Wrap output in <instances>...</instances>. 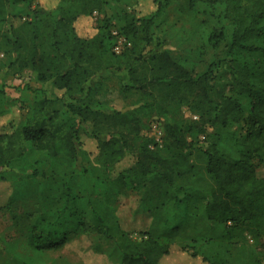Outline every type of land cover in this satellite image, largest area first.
Segmentation results:
<instances>
[{"label": "trees", "instance_id": "16d2710c", "mask_svg": "<svg viewBox=\"0 0 264 264\" xmlns=\"http://www.w3.org/2000/svg\"><path fill=\"white\" fill-rule=\"evenodd\" d=\"M34 1L30 19L9 24L10 6ZM172 1L191 21L199 16L212 21L206 43L217 52L205 70L193 72L166 49H146ZM136 2L139 8L124 15L117 33L133 47L116 52L108 19L90 37L77 31L78 22L101 10L104 0H0V52H12L9 66L30 68L40 81L65 90L64 113L48 105L42 88L37 92L43 97L28 111L21 108L19 119H6L14 100L0 85V168L20 169L35 154L36 163L51 161L52 169L47 175L36 167L28 178L42 174L64 184L53 206H39L25 220V237L36 255L16 257L23 264H47L45 251L94 232L115 244L121 264H185L169 261L175 249L193 264H264V177L256 173L264 163V0ZM103 70H126L127 88L145 90L151 99L127 111L96 107L95 86L87 83ZM183 105L198 118L185 120ZM154 114L166 118L161 147H151L154 139L141 134ZM87 121L94 135L83 142L80 131ZM201 133L207 145L193 158L189 136ZM129 151L137 160L117 177L77 186L80 172H92L85 165L91 158L106 172ZM1 179L7 180L4 172ZM135 185L145 187L142 200L154 214L140 240L118 223L114 210L113 191ZM18 188L7 204L25 196ZM201 220L207 223L204 232Z\"/></svg>", "mask_w": 264, "mask_h": 264}, {"label": "rangeland", "instance_id": "374dc122", "mask_svg": "<svg viewBox=\"0 0 264 264\" xmlns=\"http://www.w3.org/2000/svg\"><path fill=\"white\" fill-rule=\"evenodd\" d=\"M37 1L31 3L14 4L9 9V24L19 26L26 19H30L33 15ZM139 8L136 0H104L101 10H96L87 19L79 21L77 31L82 32L83 36H92L97 32L98 26L108 19L112 24V31L116 34L114 42V50L116 46L125 50L127 47H133V43L128 39L117 34L124 25V15ZM145 9H149L147 6ZM191 15L180 11L179 2L172 1L164 12V18L161 19L158 28L154 29L155 41L147 46V50L166 49L170 52L172 58L182 62L193 72L205 70L209 63L215 57L213 50L206 43V35L212 29V21L207 17L199 16L191 21ZM117 52V51H116ZM13 58L11 51L2 50L0 52V85L4 86L6 95L9 99H13V105L10 106V114L5 116L6 119L20 117L21 108L28 111L32 104L39 97L38 89H45V95L49 99L48 105L64 113L63 102L60 100L65 90L59 89L51 83H44L37 78V74L30 68L23 70L17 67H10L9 63ZM129 75L126 70L110 71L103 70L94 75L87 85L95 86V93L91 101L98 104L96 107L105 112H113L116 110L127 111L136 108L148 100L151 96L147 91L139 88L128 89ZM40 97H43L40 94ZM245 107H249L248 100H244ZM181 116L187 121H194L198 115L191 111L187 105L181 107ZM166 118L162 115L154 114L147 120L141 134L145 137L154 139L151 147L155 145L161 147L164 135V123ZM243 125H245L243 123ZM212 129L209 128V131ZM94 126L91 121L83 124L80 131V139L88 142L90 137L94 135ZM108 137V136H106ZM189 140L194 143L195 158L198 147H206V135L198 134L190 135ZM89 149L93 145L89 142ZM38 155H31L28 161L23 164L20 169L7 171L0 168V204L4 205L0 209V264H23L18 256H33L35 251L28 245L24 233V223L28 215L36 212L39 206L42 208L50 203L52 206L60 195L61 187L64 185L60 179L45 177L39 175L36 178H28L34 168H39L41 173L50 175L52 162L45 161L36 163ZM137 160V153L129 151L125 158L110 168L106 172H102L95 158L86 162V167L90 168L91 173H81L76 184L82 187L86 183L87 187L92 186L91 180L96 177L110 178L117 177ZM258 161V160H256ZM4 172L7 180L2 181L1 173ZM256 173L260 177H264V163H258ZM16 185L18 190L24 193V197L15 196L12 202L8 203L11 194L16 195ZM38 187L41 188L37 189ZM38 192L36 196L34 190ZM145 187L135 185L127 191L114 190L115 214L118 223L128 230L134 239L140 240L146 237L147 231L151 229L154 214L149 211L148 204L144 203L142 196ZM95 198L98 197V191L92 192ZM204 202L199 203V207ZM207 223L200 221L199 230L204 232ZM250 242H253L250 236ZM264 244V238L262 239ZM100 245L103 250L98 251L95 247ZM16 255H18L16 257ZM47 260V264H121L119 252L115 244L111 241L103 239L98 233L85 232L78 235L70 236L60 249H50L43 253ZM169 261L179 260L185 264H193V261L187 258L186 254H182L178 249L173 251ZM264 260V257H263ZM188 261V262H187ZM190 262V263H189Z\"/></svg>", "mask_w": 264, "mask_h": 264}, {"label": "built area", "instance_id": "2783aa9c", "mask_svg": "<svg viewBox=\"0 0 264 264\" xmlns=\"http://www.w3.org/2000/svg\"><path fill=\"white\" fill-rule=\"evenodd\" d=\"M116 51L121 52V48L119 46H116Z\"/></svg>", "mask_w": 264, "mask_h": 264}]
</instances>
